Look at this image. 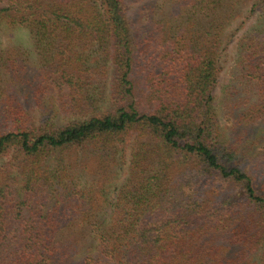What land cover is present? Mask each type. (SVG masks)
Here are the masks:
<instances>
[{"label":"trees","instance_id":"1","mask_svg":"<svg viewBox=\"0 0 264 264\" xmlns=\"http://www.w3.org/2000/svg\"><path fill=\"white\" fill-rule=\"evenodd\" d=\"M5 28L0 264H264V0H0Z\"/></svg>","mask_w":264,"mask_h":264},{"label":"rangeland","instance_id":"2","mask_svg":"<svg viewBox=\"0 0 264 264\" xmlns=\"http://www.w3.org/2000/svg\"><path fill=\"white\" fill-rule=\"evenodd\" d=\"M140 3L138 2V4L134 3L132 4V9L135 11H133L134 15L137 14V10H139V5ZM133 15V16H134ZM139 17V15H138ZM252 23V21H250L248 23V26H250V24ZM237 27V24L232 25L231 27V32L232 30H235ZM245 27H243L241 29V32H239L235 38H233V40H231V44L228 47H225L223 54H222V68H221V72L219 74V79H218V83L217 86L214 90V94L216 95V102L215 104L220 107L221 103H222V99L224 97V90L229 82L230 79V72L232 70V66L234 65L235 59H236V55H237V49H236V43H237V37L239 35H241L243 33V31H245ZM27 35L24 32V30H20V29H16V30H8V29H4V30H0V48H5L7 45H19V46H23L26 47L27 46ZM39 112V111H37ZM219 114L221 117V121H222V129H224L225 133L229 132V126L227 124V120H225V117H223V114L221 113V111L219 110ZM264 128L259 130L257 129V133L255 134V137H257L258 139L260 137H264ZM263 133V134H262ZM262 134V135H261ZM264 146V142L256 145L255 147V151L252 153V157H255L256 154H258L261 150L262 147ZM127 176V170L126 168L124 170L121 171L119 177H117V179L115 180V185H119Z\"/></svg>","mask_w":264,"mask_h":264}]
</instances>
